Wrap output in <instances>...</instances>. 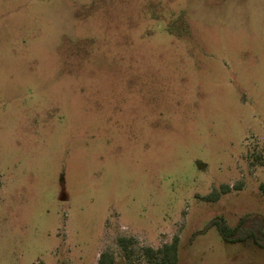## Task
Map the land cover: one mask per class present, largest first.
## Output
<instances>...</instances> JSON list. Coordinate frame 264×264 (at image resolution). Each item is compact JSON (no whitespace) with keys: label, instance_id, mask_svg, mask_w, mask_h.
Segmentation results:
<instances>
[{"label":"rangeland","instance_id":"374dc122","mask_svg":"<svg viewBox=\"0 0 264 264\" xmlns=\"http://www.w3.org/2000/svg\"><path fill=\"white\" fill-rule=\"evenodd\" d=\"M261 184L264 0H0V264H264Z\"/></svg>","mask_w":264,"mask_h":264},{"label":"trees","instance_id":"16d2710c","mask_svg":"<svg viewBox=\"0 0 264 264\" xmlns=\"http://www.w3.org/2000/svg\"><path fill=\"white\" fill-rule=\"evenodd\" d=\"M260 190L264 194V184L260 185ZM230 191L229 186H223L222 191L215 190L208 199H218L222 193ZM217 226L222 237L227 242L252 243L264 248V223H256L251 215H243L239 218L235 226H231L224 217L214 218L208 226ZM133 239L120 237L119 244L127 249V246ZM179 239L175 237L171 243H166L158 249L145 247L143 250L151 261L156 264H176L178 260ZM98 264H115L114 256L109 251H102L98 260ZM226 264H246V263H226Z\"/></svg>","mask_w":264,"mask_h":264}]
</instances>
